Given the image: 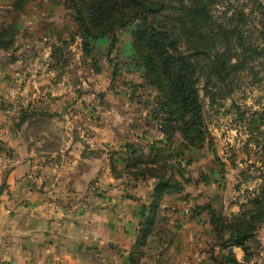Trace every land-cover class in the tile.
<instances>
[{
    "label": "rangeland",
    "instance_id": "374dc122",
    "mask_svg": "<svg viewBox=\"0 0 264 264\" xmlns=\"http://www.w3.org/2000/svg\"><path fill=\"white\" fill-rule=\"evenodd\" d=\"M263 11L264 0H217L212 7L218 25L237 29L243 42L253 48L262 47ZM9 27L14 41L9 48L0 49V115L12 119L20 110L21 91L28 100L37 89L34 82H44L49 75L51 80L65 78L73 85L75 100L63 104L69 118L93 120L102 111L113 109V103L120 106L115 124L122 133L120 142L127 143L110 152L117 168L115 176L121 179L114 209L120 232L107 241L113 240L118 250L112 255L108 246L98 258L104 264H208L212 252L227 254L229 249H220L212 230L210 211L230 218L251 208L264 187L263 59L249 60L228 85L213 87L219 92L215 99L201 89L208 143L197 148L188 145L176 130L168 140L159 120L150 115L159 108V92L146 79V69L134 49L132 26L117 32L118 40L110 49V36L81 37L73 9L65 0H0V30ZM42 33L46 37L41 39ZM23 57L32 64L25 71H21ZM52 64L57 66L52 69ZM112 97L119 101H106ZM12 123L15 127L16 120ZM153 142H157L154 148ZM126 144L137 149V154L127 153ZM2 145L0 141V156L11 155ZM1 148L5 150L1 152ZM150 153L161 160L159 165H176L167 171L181 191L162 196L155 223L146 225L149 232L142 234L153 216L154 185L153 179L132 175L136 170L132 164L138 160L151 166ZM120 157L125 161L118 160ZM257 225L248 243L251 260L247 264H264V220ZM229 247L237 259H244L240 247Z\"/></svg>",
    "mask_w": 264,
    "mask_h": 264
},
{
    "label": "crops",
    "instance_id": "0c3cea01",
    "mask_svg": "<svg viewBox=\"0 0 264 264\" xmlns=\"http://www.w3.org/2000/svg\"><path fill=\"white\" fill-rule=\"evenodd\" d=\"M28 61L22 58L21 71ZM34 83L28 100L21 91L15 127L0 115V141L11 150L0 156V264H104L98 254L109 246L113 255L118 248L107 241L120 232L114 209L121 179L110 154L127 143L115 124L120 106L93 120L69 118L63 104L76 98L71 82L49 75Z\"/></svg>",
    "mask_w": 264,
    "mask_h": 264
},
{
    "label": "trees",
    "instance_id": "16d2710c",
    "mask_svg": "<svg viewBox=\"0 0 264 264\" xmlns=\"http://www.w3.org/2000/svg\"><path fill=\"white\" fill-rule=\"evenodd\" d=\"M65 1L73 9L78 33L84 40L110 36L112 49L118 40L117 32L132 26L134 49L146 69V79L159 92V108L150 115L159 120L158 125L168 134V140L171 132L176 130L181 132L188 145L197 148L205 146L208 132L201 89L215 99L219 92L213 87L228 85L236 72L245 69L249 60L263 59L264 64V11L259 30L262 47L253 48L243 42V36L237 29H225L218 25L212 12L217 0ZM13 35L12 27L0 30V49L12 45ZM261 116L264 126V112ZM156 143L153 142L151 147L154 148ZM126 146L129 149L127 153L137 154L132 145ZM150 159L151 166L138 160L132 164L136 167L132 175L143 180L153 179L154 185V199L150 204L153 216L147 220L142 234L149 232L146 225L155 223V210L162 196L166 192L181 191V185L168 175V171L177 168L176 165L165 162L159 165L161 160L152 154ZM118 160L125 161L123 157ZM116 169L111 158L114 175ZM252 201L251 208L230 218L210 211V224L217 235L219 247L229 250L227 254L212 252L208 264H247L251 260L248 243L254 238L257 224L264 220V187ZM229 245L240 247L244 259H237ZM132 258L130 256L133 263Z\"/></svg>",
    "mask_w": 264,
    "mask_h": 264
}]
</instances>
